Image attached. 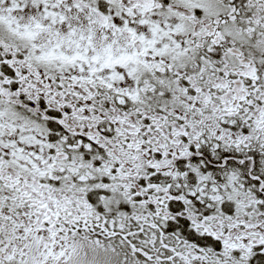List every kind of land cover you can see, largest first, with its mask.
Instances as JSON below:
<instances>
[{
  "label": "snow or ice",
  "instance_id": "snow-or-ice-1",
  "mask_svg": "<svg viewBox=\"0 0 264 264\" xmlns=\"http://www.w3.org/2000/svg\"><path fill=\"white\" fill-rule=\"evenodd\" d=\"M0 264H264V0H0Z\"/></svg>",
  "mask_w": 264,
  "mask_h": 264
}]
</instances>
